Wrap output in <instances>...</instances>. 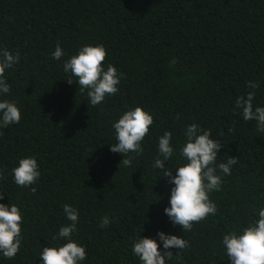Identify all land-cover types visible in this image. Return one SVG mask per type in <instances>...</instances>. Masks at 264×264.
<instances>
[{"label":"trees","instance_id":"trees-1","mask_svg":"<svg viewBox=\"0 0 264 264\" xmlns=\"http://www.w3.org/2000/svg\"><path fill=\"white\" fill-rule=\"evenodd\" d=\"M57 43L65 52L59 61L51 58ZM86 44H103V63L124 74L119 91L95 107L63 71ZM0 46L20 53L5 73L11 91L2 98L17 101L22 114L19 124L0 129V202L23 212L21 248L13 259L0 256V264H41L42 248L70 223L65 203L79 210L75 239L86 248L83 264H140L133 239L158 231L188 241L179 251L182 264H230L222 234L264 204V132L234 111L250 80L260 85L254 104L264 106V0H0ZM137 106L153 124L143 153L130 154L132 166L125 167L110 150L112 124ZM194 122L220 140L218 162H238L210 194L217 213L183 233L164 213L173 185L152 164L158 137L171 131L178 150ZM28 156L41 176L20 187L11 170ZM105 215L113 223L100 228Z\"/></svg>","mask_w":264,"mask_h":264},{"label":"clouds","instance_id":"clouds-1","mask_svg":"<svg viewBox=\"0 0 264 264\" xmlns=\"http://www.w3.org/2000/svg\"><path fill=\"white\" fill-rule=\"evenodd\" d=\"M64 55L63 48L57 43L51 58L59 61ZM106 55L103 44H86L63 63V71L71 77L68 82L76 81L79 90L86 91L87 102L93 107L106 97L115 95L124 76L111 63H103ZM20 59L19 51L12 52L0 46V129L21 121L17 101L2 98L11 91L5 73L14 69ZM259 86L258 81H248L246 87L251 90L236 98L234 111H238L244 121H255L257 131L264 132V106L254 104L255 90ZM176 118L179 119V115ZM152 124L153 115L140 106L129 108L112 124L116 143L110 150L123 156L121 164L125 167L132 166L135 156L143 153L142 141L150 135ZM183 136L184 141L177 150L173 144V133L164 131L157 139V155L152 167L158 171V177L163 175L173 185L169 206L164 213L173 225L180 226L186 233L193 229L194 222H201L217 213V205L210 199V194L221 190L223 177L231 176L238 158L230 157L226 162H218L220 140L212 136L211 129H204L195 122L185 126ZM174 156L178 157L177 163L166 168L165 162L169 163ZM173 169L175 176L172 175ZM11 175L16 185L32 186L41 176L37 159L33 156L19 158ZM0 179H3L2 173ZM31 190L36 191L35 188ZM3 199L4 194H0V201ZM62 208L70 223L59 228L53 236L55 243L42 248L39 255L41 264H83L87 259L85 246L75 239L79 210L67 203ZM111 223L113 220L105 215L99 227L106 228ZM22 224L23 212L17 204L0 202V256L15 258L21 248ZM219 245L230 264H264V204L254 208L253 215L243 225L223 233ZM188 246L183 236L158 231L156 238H142L141 234L135 237L131 251L140 264H169L170 261L182 264L179 251ZM173 248L177 249L175 254L171 251Z\"/></svg>","mask_w":264,"mask_h":264}]
</instances>
